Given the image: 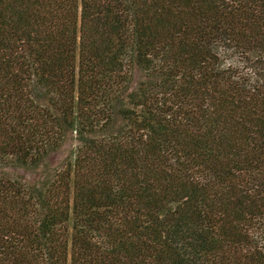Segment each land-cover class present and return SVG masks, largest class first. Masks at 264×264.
Wrapping results in <instances>:
<instances>
[{
	"label": "trees",
	"instance_id": "obj_1",
	"mask_svg": "<svg viewBox=\"0 0 264 264\" xmlns=\"http://www.w3.org/2000/svg\"><path fill=\"white\" fill-rule=\"evenodd\" d=\"M0 165V264H264V0H0Z\"/></svg>",
	"mask_w": 264,
	"mask_h": 264
},
{
	"label": "rangeland",
	"instance_id": "obj_2",
	"mask_svg": "<svg viewBox=\"0 0 264 264\" xmlns=\"http://www.w3.org/2000/svg\"><path fill=\"white\" fill-rule=\"evenodd\" d=\"M68 147L69 145L66 144L61 150L51 155L49 158V163L54 165L57 162H59L63 158V156L66 154ZM0 172H6L9 175L22 176L25 178H32L33 176V173L30 171H27L21 168L11 167V166H1L0 165Z\"/></svg>",
	"mask_w": 264,
	"mask_h": 264
}]
</instances>
